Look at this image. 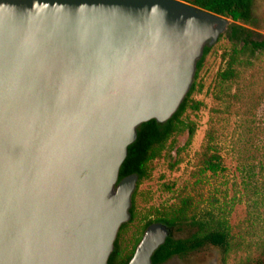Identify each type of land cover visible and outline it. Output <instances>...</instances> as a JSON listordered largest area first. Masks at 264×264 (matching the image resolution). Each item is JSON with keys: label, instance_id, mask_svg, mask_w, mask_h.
<instances>
[{"label": "water", "instance_id": "water-1", "mask_svg": "<svg viewBox=\"0 0 264 264\" xmlns=\"http://www.w3.org/2000/svg\"><path fill=\"white\" fill-rule=\"evenodd\" d=\"M232 23L183 0H0V264H108L138 127L168 121ZM152 223L127 264H152Z\"/></svg>", "mask_w": 264, "mask_h": 264}, {"label": "rangeland", "instance_id": "rangeland-1", "mask_svg": "<svg viewBox=\"0 0 264 264\" xmlns=\"http://www.w3.org/2000/svg\"><path fill=\"white\" fill-rule=\"evenodd\" d=\"M252 17L246 26L264 36V0H253ZM232 46L222 36L203 58L189 108L181 117L194 123L195 134L189 142L187 131L173 134L149 163L148 175L137 187L135 217L119 235L122 255L131 251L149 220L170 217L185 201L203 223L225 220L229 244H206L165 264H238L254 257L257 243L264 240V57L254 60V68L237 88H228L231 98L225 107L215 99V84L225 67L222 55ZM196 102L198 109L192 107ZM210 119L224 166L216 174L204 173L199 162ZM196 229L184 225L174 229L173 236L186 238Z\"/></svg>", "mask_w": 264, "mask_h": 264}, {"label": "trees", "instance_id": "trees-1", "mask_svg": "<svg viewBox=\"0 0 264 264\" xmlns=\"http://www.w3.org/2000/svg\"><path fill=\"white\" fill-rule=\"evenodd\" d=\"M189 3L232 20L227 31L219 37L220 39L222 36H225L233 46L230 53L222 55L225 67L218 71L215 84V99L227 107L230 104L231 98L228 88L233 85L237 88L240 81H244L249 72L254 68V60L264 57V36L246 26L253 20V0H193ZM210 49L211 46L206 45L201 58L197 61L195 80L197 79L203 58ZM195 80L177 112L165 123H158L154 119L142 123L137 129L136 140L128 147V154L120 168L118 182L132 174L138 177V181L132 196L130 219L120 227L108 264H127L140 242L145 229L155 222L166 225L169 229V235L164 243L154 251L151 257L152 264L164 261L172 255H185L197 251L206 244L216 247H226L229 244L230 234L227 226H225V220L212 218L211 223H203L188 211L187 206L189 202L185 201L186 205L175 209L170 217H157L154 220H149L144 225L140 237H138L136 244L129 253L122 255L119 247L120 232L135 217L137 187L147 177L149 163L160 154L163 145L173 134L187 131L188 142L195 134L196 126L194 123L189 121L185 123L181 119L184 112L189 108V98L195 90ZM193 106L195 109H198L199 103L196 102ZM216 133L217 130L213 119H210L204 138V145L199 154L201 170L204 173L211 172L216 174L224 170ZM184 225H194L197 229L189 237L175 238L173 230ZM238 264H264V240L257 243L256 255L254 257H248Z\"/></svg>", "mask_w": 264, "mask_h": 264}, {"label": "flooded vegetation", "instance_id": "flooded-vegetation-1", "mask_svg": "<svg viewBox=\"0 0 264 264\" xmlns=\"http://www.w3.org/2000/svg\"><path fill=\"white\" fill-rule=\"evenodd\" d=\"M176 256H179V255H172L171 257H169L168 259L164 260V261H161L159 263H156V264H165L166 262H168L170 259L176 257Z\"/></svg>", "mask_w": 264, "mask_h": 264}]
</instances>
